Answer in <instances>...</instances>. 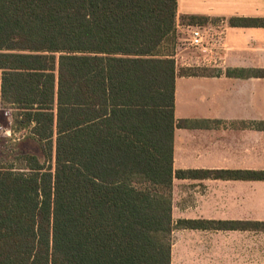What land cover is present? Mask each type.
Returning a JSON list of instances; mask_svg holds the SVG:
<instances>
[{
	"label": "trees",
	"instance_id": "1",
	"mask_svg": "<svg viewBox=\"0 0 264 264\" xmlns=\"http://www.w3.org/2000/svg\"><path fill=\"white\" fill-rule=\"evenodd\" d=\"M178 20L177 0H0L12 144L0 154V264H172L176 230L264 232L259 220H174L175 178L264 181V170H174L175 129L187 125L177 77L264 78L179 68Z\"/></svg>",
	"mask_w": 264,
	"mask_h": 264
},
{
	"label": "crops",
	"instance_id": "2",
	"mask_svg": "<svg viewBox=\"0 0 264 264\" xmlns=\"http://www.w3.org/2000/svg\"><path fill=\"white\" fill-rule=\"evenodd\" d=\"M177 14L208 17L225 32L221 66L193 57L182 68H264V28L228 23L234 17L264 18V0H177ZM175 118L187 122L175 129V171L264 170V130L255 128L264 123V78L178 76ZM254 183L264 181L175 178L174 220H254ZM253 233L176 230L172 264H186L182 258L192 251L198 264H254L252 242L249 250L243 243Z\"/></svg>",
	"mask_w": 264,
	"mask_h": 264
},
{
	"label": "rangeland",
	"instance_id": "3",
	"mask_svg": "<svg viewBox=\"0 0 264 264\" xmlns=\"http://www.w3.org/2000/svg\"><path fill=\"white\" fill-rule=\"evenodd\" d=\"M181 23L180 19L178 20ZM182 24V23H181ZM183 25V24H182ZM185 26V25H184ZM179 58L177 60L179 68H182V64L188 62V59H193L196 57L198 61L202 62V55L193 51L186 41V33L182 29L179 30ZM224 59V58H223ZM224 60L222 61V63ZM221 63V65H222ZM212 62L210 61V66H212ZM220 65V66H221ZM11 125V110H6L0 108V154L4 151L10 149L12 144L8 141V138L11 137V132L9 130ZM18 150L23 153H33L37 155H41L40 151L36 144L31 141H23L18 145ZM254 195H253V203H254V220L264 221V183H254L253 186ZM177 218V217H176ZM245 239L247 243V248L249 250L250 244L252 242V253L254 264H264V232L253 233V235L243 236V243L245 244ZM239 246L241 245V240L238 242ZM180 252L184 249L181 248ZM191 254H185L182 260L186 264H198L197 257L195 256L194 251ZM194 255V257H193Z\"/></svg>",
	"mask_w": 264,
	"mask_h": 264
},
{
	"label": "built area",
	"instance_id": "4",
	"mask_svg": "<svg viewBox=\"0 0 264 264\" xmlns=\"http://www.w3.org/2000/svg\"><path fill=\"white\" fill-rule=\"evenodd\" d=\"M178 32L180 29L186 33V41L193 51L202 55V63L213 67H218L223 61L225 53V32L221 25L207 24L205 26H184L178 22ZM178 53L176 55V59Z\"/></svg>",
	"mask_w": 264,
	"mask_h": 264
},
{
	"label": "water",
	"instance_id": "5",
	"mask_svg": "<svg viewBox=\"0 0 264 264\" xmlns=\"http://www.w3.org/2000/svg\"><path fill=\"white\" fill-rule=\"evenodd\" d=\"M1 75H2V72H1V70H0V78H1Z\"/></svg>",
	"mask_w": 264,
	"mask_h": 264
}]
</instances>
